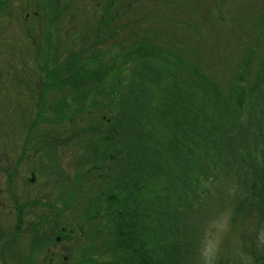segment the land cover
Listing matches in <instances>:
<instances>
[{
  "label": "rangeland",
  "instance_id": "1",
  "mask_svg": "<svg viewBox=\"0 0 264 264\" xmlns=\"http://www.w3.org/2000/svg\"><path fill=\"white\" fill-rule=\"evenodd\" d=\"M108 2L112 3L109 12L117 13L103 27L104 19L99 13ZM57 10L60 15L50 22ZM98 28L99 34L105 36L92 45ZM132 41L144 48L147 42L162 45L164 55L157 60H131L125 51ZM252 51L241 84L252 80L260 67L259 60L264 58V0H0V264H50L49 257L55 262L60 260L54 254L67 257L60 264H75L83 251L86 256L89 247L92 254L88 256L93 255L94 263L107 264L110 260L111 254L102 243L93 240L87 246L88 233L94 231L86 222L87 216L72 219L86 203L80 197L71 203L74 194L70 186L75 172L88 170L96 162L87 159V148H81L79 140L86 133L72 134L86 127L87 117L79 119L82 115L75 113L74 117L70 113L79 105L107 99L112 91L110 86L104 87L107 78L129 77L137 68L138 82L152 87L159 76H166L168 91L193 93L179 102L187 106L188 101L194 103L205 91L211 93L203 85L204 75L217 89L228 88L234 81V71L237 74L238 66ZM75 53H79L77 66L88 71L97 69L94 72L101 76L99 79L91 75L97 85L86 84L81 103L72 94L63 97V114L68 120L58 119L63 117H56V107L48 102L55 96L54 100L60 98L62 90L50 88L43 103L39 99L43 85L50 81L47 73L68 63V56ZM154 76L157 79L150 82ZM172 76L177 82L169 79ZM96 88L102 93L98 94ZM110 110L111 106L106 105L93 113L109 116ZM176 114L167 111V124L159 125L158 136L169 137L172 130L175 132L172 119ZM178 115L179 118L181 114ZM82 156L87 163L80 165ZM89 180L95 184L90 176L84 183L87 187L91 186ZM226 182L232 184L231 180ZM62 187L67 190L60 191ZM203 187L210 189L209 195L202 196L198 210L188 211L181 226L187 228L192 261L252 264L250 249L264 252V220L255 228L253 215L247 217L241 212L231 219V190L219 193L207 182ZM59 198L71 203L68 208L66 205L65 213L60 210L63 206ZM94 208L96 215L103 218L102 208ZM90 212L86 208V214ZM66 213L68 219L63 221ZM64 223L65 238L56 240ZM103 234L107 233L101 231ZM92 250L102 253L99 256Z\"/></svg>",
  "mask_w": 264,
  "mask_h": 264
},
{
  "label": "trees",
  "instance_id": "2",
  "mask_svg": "<svg viewBox=\"0 0 264 264\" xmlns=\"http://www.w3.org/2000/svg\"><path fill=\"white\" fill-rule=\"evenodd\" d=\"M111 4L108 2L99 13L104 19L103 27L116 17L117 12H109ZM59 15L60 11H55L50 22ZM99 29L94 31L90 44L95 45L104 38ZM113 33L109 32L111 36ZM147 43L144 48L132 41L125 54L131 60L161 59L163 46ZM252 54L253 51L238 64L240 70L237 74L234 71V81L224 91L212 86V79L204 75L203 85L211 93L205 91L194 103L187 99V106H180L179 102L190 93L168 91L166 76L158 79L154 76L150 82L156 79L157 82L152 87L142 86L143 81L135 78L138 75L135 68L129 77L107 78L104 87L112 89L107 99L79 105L70 113L74 117L75 113L82 115L79 119L87 117L86 127L72 134L86 133L79 140L81 148H87V159L96 160L88 170L75 172L71 179L74 194L71 203L76 197L86 203L82 212L74 213L72 219L87 216L86 222L95 231H89L87 246L93 240L105 245L106 252L111 254L107 264H194L187 228L181 226L188 211L198 210L202 196L209 195L210 189L203 187L205 182L213 191L218 188L219 193L223 189L231 190L234 198L231 219L243 212L247 217L253 215L252 225L260 227L264 220V58L259 60L260 67L252 80L241 84ZM68 57V63L47 73L50 81L43 85L39 99L43 103L50 88L62 90L58 94L60 98L54 100L55 96L48 102L56 107V117H63L58 119L68 118L63 114L66 102L62 98L72 94L81 103L86 96V84L97 85L91 75L99 79L101 76L94 72L97 69L88 71L77 66L79 53ZM162 67L161 64L159 68L162 70ZM169 79L173 82L175 77ZM97 93L102 90L97 89ZM106 105L111 106L109 116L93 113ZM167 111L177 113L172 119L175 132L172 130L169 137L158 136L159 125L167 124ZM178 114H181L179 118ZM46 143L44 146L48 147ZM84 157L79 160L80 165L87 163ZM88 173L95 180V184L92 179L88 181L89 187L84 184L90 178ZM65 190L67 187L60 191ZM59 201L63 206L60 210L65 213L66 205L68 208L71 203L66 204L61 198ZM95 206L102 208L103 218L96 215ZM86 208L91 210L90 214H86ZM33 212L36 214L39 210ZM39 217L42 219V214ZM99 221H103L102 226H97ZM65 227L66 223L60 225V236L55 238H65ZM101 231L107 234L101 236ZM89 250L90 247L86 256L83 251L75 264H99L94 263L93 255L88 256L92 254ZM101 251L96 253L100 256ZM250 253L252 264H264V252L250 249ZM54 256L64 262L62 255Z\"/></svg>",
  "mask_w": 264,
  "mask_h": 264
},
{
  "label": "flooded vegetation",
  "instance_id": "3",
  "mask_svg": "<svg viewBox=\"0 0 264 264\" xmlns=\"http://www.w3.org/2000/svg\"><path fill=\"white\" fill-rule=\"evenodd\" d=\"M3 172H6V173H7V171H3ZM7 177H8V174L6 175V178H7ZM55 239H56V238H55ZM56 240H57V239H56ZM61 258H62L63 260H65L66 256L62 255ZM1 262H2V260H1ZM48 262H49L50 264H54V263H55V264H60L61 261L55 262V261L52 259V257H49Z\"/></svg>",
  "mask_w": 264,
  "mask_h": 264
}]
</instances>
